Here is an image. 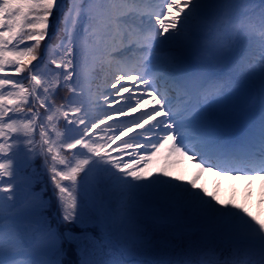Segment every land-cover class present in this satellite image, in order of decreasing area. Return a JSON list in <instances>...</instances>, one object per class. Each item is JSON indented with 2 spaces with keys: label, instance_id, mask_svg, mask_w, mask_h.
Returning <instances> with one entry per match:
<instances>
[{
  "label": "snow or ice",
  "instance_id": "obj_1",
  "mask_svg": "<svg viewBox=\"0 0 264 264\" xmlns=\"http://www.w3.org/2000/svg\"><path fill=\"white\" fill-rule=\"evenodd\" d=\"M0 74V264H264V219L169 171L264 180V0H0ZM157 231L179 259H105Z\"/></svg>",
  "mask_w": 264,
  "mask_h": 264
},
{
  "label": "bare ground",
  "instance_id": "obj_2",
  "mask_svg": "<svg viewBox=\"0 0 264 264\" xmlns=\"http://www.w3.org/2000/svg\"><path fill=\"white\" fill-rule=\"evenodd\" d=\"M254 85V94L253 99L248 105L247 109H241V112L244 113H258L259 111V98H258V82L252 83ZM160 167L159 163H155L151 169L154 175L159 174L157 169ZM193 170L194 175H204L205 178L211 180V184L214 190V195L218 198L222 197L226 192L233 191L237 189L238 192H242L243 189H246V192L249 194L252 192V195H258V198L262 199L264 196V180L256 179L254 181H248L246 179H229L227 177H220L217 176L213 171L210 170H201L196 166V164L188 159H180L177 164L169 169L173 176H179L182 178H186L184 172L187 170ZM253 182V183H251ZM219 184V185H218ZM253 187H255L253 189ZM233 199V198H231ZM163 206L160 207L155 206L154 208L157 210L158 208H162L165 212L166 210L169 211V207L166 204H161Z\"/></svg>",
  "mask_w": 264,
  "mask_h": 264
},
{
  "label": "trees",
  "instance_id": "obj_3",
  "mask_svg": "<svg viewBox=\"0 0 264 264\" xmlns=\"http://www.w3.org/2000/svg\"><path fill=\"white\" fill-rule=\"evenodd\" d=\"M57 102L60 103L62 101L58 100ZM62 128H63L62 122L58 123V130ZM34 167L37 170H41L42 161L39 159L36 160L34 163ZM45 180L47 181V177H45ZM50 195H51V185H49V190H48V193L46 194V197ZM150 243L152 246L147 251H145L139 245H130L128 242L127 243L118 242V245L121 247L123 251L125 249H130L135 254V257L137 259H143L145 261H148V260L165 261V260H175L176 257L178 258L179 257L178 253L180 252L181 248H184L187 245V239L185 238L182 240L180 238L173 237L167 234H161L160 232L157 231L153 233ZM103 251L106 254L105 259L120 260V259L130 258L126 256L125 258H122V256L118 254V251L113 244H111L110 246L106 245ZM108 253H111L112 256H109ZM227 255L228 253L224 252L221 255V259H224Z\"/></svg>",
  "mask_w": 264,
  "mask_h": 264
},
{
  "label": "rangeland",
  "instance_id": "obj_4",
  "mask_svg": "<svg viewBox=\"0 0 264 264\" xmlns=\"http://www.w3.org/2000/svg\"><path fill=\"white\" fill-rule=\"evenodd\" d=\"M0 75H2V74H0ZM98 78L96 79V81H98ZM83 83H84V86H85V88L87 90L88 87H89L88 81L84 80ZM91 89H92L93 92L96 90L95 87H94V83L91 85ZM124 95H127V94H124ZM252 99H253V97H252ZM250 101H251V99H250ZM248 104L246 106H244L243 108H246L248 106ZM132 115H135V114H132ZM59 131H63V128L59 129ZM113 147H115V145ZM192 174H193L192 170L185 171L184 175L188 176V178H182V181L188 182V181H191V180H196V183H197L198 186L202 187L203 189H205L206 191H208L209 193L214 195L215 187L213 189L210 179L205 178L204 175L193 176ZM251 183H253V182H251ZM254 188L255 187H253V189ZM252 194H253L252 192H250L248 194L246 192V189H243L242 192H238L237 189H234L233 191L226 192L220 198L217 197V199H219L222 204H225V203H228V202H232V203L241 205L242 207L247 208L248 211H250L257 218L264 219V196H263L262 199L261 198L259 199L258 195L255 196V195H252ZM231 198H233V199H231ZM159 206L163 208L162 205H159ZM162 208H158L157 210L155 208H153L152 210L157 212V213H168L169 212L167 210L165 212ZM52 211L55 212V199H53V209H52ZM120 243H127V241L123 240ZM176 259H179V257L178 258L176 257Z\"/></svg>",
  "mask_w": 264,
  "mask_h": 264
}]
</instances>
